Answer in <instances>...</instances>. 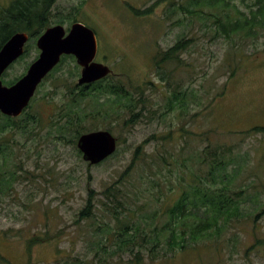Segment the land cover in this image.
<instances>
[{
	"label": "rangeland",
	"instance_id": "obj_1",
	"mask_svg": "<svg viewBox=\"0 0 264 264\" xmlns=\"http://www.w3.org/2000/svg\"><path fill=\"white\" fill-rule=\"evenodd\" d=\"M12 1L0 0V5L7 7ZM190 1H54L52 23L60 22L67 29L76 19L92 29L97 41L95 61L111 69V83L123 84L134 100H144L135 112L145 109L139 118L132 119L127 112L116 117L121 110L106 118L103 112L95 113L99 109L95 101L81 104L87 114L81 122L82 134L108 131L117 141L112 156L91 165L83 160L76 143L70 142L72 133L59 137L52 129L68 95L78 92L75 86L81 68L74 58H68L43 80L25 113L36 122L34 127L32 120L29 129L38 137L28 143L15 131L2 137V142L10 141L17 162L22 160L26 172L31 171L30 180L14 184L0 205V234L8 239L0 240V252L12 264H130L133 253H114L115 235L109 234L106 241L105 231L109 230H96L98 226H116L108 214L103 218L102 192L117 183L116 187L127 194L124 203L133 210L134 221L157 218L160 228L168 222L167 207L180 187L186 186L188 175L198 173L201 165L196 155L209 142L231 146L230 157L236 163L227 171L241 166L229 187L244 192L246 201L240 206L246 217L226 224L218 235L204 238L195 247L188 245L182 252L171 250L163 238L156 247V261L151 263L144 251L143 264H264V249L245 253L253 236L264 238V134L256 130L264 127V26L253 39L212 38L209 22L190 18L181 9ZM256 1L234 0V4L237 10L248 13L255 9ZM259 2L264 4V0ZM147 9L151 10L148 15L133 13ZM228 13L238 17L235 9ZM183 38L191 41L180 56L181 62L176 61L179 66L169 62L157 69L155 54H162ZM35 41L31 38L27 53L5 71L3 85L24 75L37 58ZM239 58L240 68L229 80L226 64ZM181 92L183 107L169 108L173 94ZM1 124L8 123L0 117ZM168 133L173 140L162 139ZM139 146L134 162L133 153ZM21 154L30 155L29 161ZM132 161L130 175L122 179L125 185L121 186L122 174ZM90 192H94L96 204L94 217L96 214L99 219L76 222ZM36 236L49 241L31 246L28 256L26 240Z\"/></svg>",
	"mask_w": 264,
	"mask_h": 264
},
{
	"label": "trees",
	"instance_id": "obj_2",
	"mask_svg": "<svg viewBox=\"0 0 264 264\" xmlns=\"http://www.w3.org/2000/svg\"><path fill=\"white\" fill-rule=\"evenodd\" d=\"M53 4V0H13L7 7L0 5V48L17 32H26L30 39H35L53 24L62 25L60 22L52 23L51 21ZM253 7L255 9L248 10V13H245L236 9L234 0H191L188 6L181 7V9L187 12L190 18H197L205 22V24L209 22V29L213 33L212 38L222 36L232 40L234 36L251 37L253 39L257 35L259 27L264 26V4H260L259 0H257ZM231 9L236 10L238 17L232 18L229 16L228 12ZM150 11V9L145 12L133 10V13L138 16L148 15ZM240 17L242 20L239 19ZM190 41L183 38L162 54L157 52L154 56V66L158 69L162 63H176L177 60V62H181L180 56L185 52ZM231 45L233 46L232 42ZM27 48L28 46L25 47V53L28 51ZM239 56H242V54H239ZM68 58L72 59V57H62L60 64ZM241 58L226 64V67L230 69L229 80L240 68ZM176 66L179 65L176 63ZM57 68L55 67L54 71ZM161 70L162 68H159V73H161ZM110 79H112V76H108L88 87L75 86L78 89L77 94L70 93L68 95L67 102L59 110V117L52 124V129L59 137L72 133L75 139H70V142L76 143L77 138L82 134L83 126L81 122L86 119L87 115L84 114V110L80 106L86 101H95L99 107L95 113L103 112L102 114L106 115V118H110L113 115H109L110 112L118 113L119 110L121 111L119 114H115L116 117H119L121 112L129 113L132 119L142 116L144 107H141L137 112L135 110L139 108L144 100H134V97L129 94L123 84L119 82L111 83L113 81H109ZM161 79L163 80V77ZM14 81L8 84L11 85ZM179 96L183 97L184 92L173 94L169 100V108L172 106L183 107L185 98ZM27 109L18 118H8L0 114V117L8 123L0 125V205L2 199L13 190L14 184L23 181L22 179L24 181L30 180L31 171L28 170L26 172L24 165L21 163L23 162L22 160L17 162L19 158L11 143H9L10 141L2 142V137L9 131H15L23 135L26 143L34 141L38 137V134L33 133L32 129H29V124L31 123L32 125L33 119L31 120V115H25ZM91 114L89 112V115ZM131 121L129 120V122ZM34 127H36V122ZM256 130L264 134V127H259ZM152 139L156 138L152 137ZM162 139L173 140V137L171 133H168L162 136ZM59 140L63 139L60 138ZM140 149L141 146L136 147L134 150L132 158L134 162L140 154ZM231 153V146L214 145L210 142L199 151L196 155L201 165L197 167L198 173H190L188 175L189 180H186V186L184 188L180 187L181 191L179 194H175V198L167 207L168 222L160 228L156 223L157 218L152 217L150 221H147V219L140 217L137 222L134 221L133 210L128 209L124 203L127 200V194L121 188L116 187L117 183L105 188L102 192L104 196V200L101 201L102 215L104 218L105 213L108 214L107 216L116 221V226L114 228H106L105 226L103 229L98 226L96 230H109L105 231L106 241L110 236L109 234L115 235L114 239L118 241L114 243L116 249L114 253H122L127 250L133 253V259L129 261L130 264H143L144 251L147 252L146 256L149 261L151 263L155 262L159 257L156 247L161 244L163 238H165V243L168 247L170 246L171 250L177 249L182 252L188 248V245L195 247L204 238L213 234L218 235L226 224L233 221L237 223L240 219L246 217L240 206L246 201L244 192L234 191L229 187L241 169L238 164L231 171H227L234 161L236 163V159L234 160L233 157H230ZM19 156H24V161H29L30 159V155L21 154ZM134 162L132 161L128 164L122 174L119 185H125L122 181L126 180L128 174L130 175ZM123 178L124 180H122ZM217 184L221 185L217 186ZM93 193H89L86 205L76 215V222L93 219L94 211L96 210ZM94 218L96 220L99 219L96 214ZM104 225L107 224L104 222ZM110 230H119L120 232H112ZM253 237V242L246 247L245 253L264 249V238ZM0 240L6 241L8 239L5 235L0 234ZM47 241L49 239L42 236L28 238L25 244L27 255H30L31 246L38 243H46ZM150 245L151 247H149ZM99 247L101 248L103 245ZM0 264L12 263L0 252Z\"/></svg>",
	"mask_w": 264,
	"mask_h": 264
},
{
	"label": "water",
	"instance_id": "obj_3",
	"mask_svg": "<svg viewBox=\"0 0 264 264\" xmlns=\"http://www.w3.org/2000/svg\"><path fill=\"white\" fill-rule=\"evenodd\" d=\"M25 32L13 34L0 48V114L19 117L42 80L59 64L62 56L74 57L81 68L78 86H88L109 76L111 69L95 61L97 41L94 32L82 23H73L65 31L61 25L47 28L36 40L38 57L26 73L11 86H4L2 74L24 53L28 42ZM76 147L84 161L96 165L114 154L115 137L108 131H93L78 137Z\"/></svg>",
	"mask_w": 264,
	"mask_h": 264
},
{
	"label": "flooded vegetation",
	"instance_id": "obj_4",
	"mask_svg": "<svg viewBox=\"0 0 264 264\" xmlns=\"http://www.w3.org/2000/svg\"><path fill=\"white\" fill-rule=\"evenodd\" d=\"M54 1H55V0H53V3H54ZM75 22H80V23H82L83 25H85V26H86V24H85L84 22L78 21V20H76V19L74 20V22H73V23H75ZM73 23H72V24H73ZM69 27H70V26H69ZM65 30H66V31H68V30H69V28H68V29H65ZM94 33H95V32H94ZM95 36H96V33H95Z\"/></svg>",
	"mask_w": 264,
	"mask_h": 264
}]
</instances>
